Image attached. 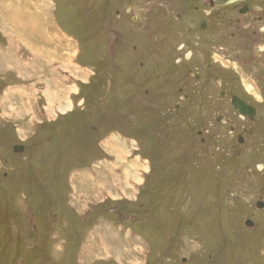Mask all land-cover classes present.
Here are the masks:
<instances>
[{
    "label": "rangeland",
    "instance_id": "rangeland-1",
    "mask_svg": "<svg viewBox=\"0 0 264 264\" xmlns=\"http://www.w3.org/2000/svg\"><path fill=\"white\" fill-rule=\"evenodd\" d=\"M145 1L0 0V264H264V203L256 209L243 145L231 147L226 126L216 125V152L210 137L198 148L199 122L194 129L186 117L192 102H179L183 116L169 113L172 102L156 99L172 77L136 58L126 31L162 16ZM188 1L193 10L209 4ZM202 15L183 21L196 27ZM215 33L225 34H207ZM188 35L183 27L171 47ZM187 50L194 46L170 55ZM195 52L186 64L193 71L219 58ZM243 77L235 81L254 85ZM57 80L62 98L47 102Z\"/></svg>",
    "mask_w": 264,
    "mask_h": 264
},
{
    "label": "flooded vegetation",
    "instance_id": "flooded-vegetation-1",
    "mask_svg": "<svg viewBox=\"0 0 264 264\" xmlns=\"http://www.w3.org/2000/svg\"><path fill=\"white\" fill-rule=\"evenodd\" d=\"M120 1L122 0H118ZM197 1L203 2V0H195ZM112 2L114 4L115 0ZM175 2L176 0H161V2L148 0L142 4L144 8L148 6L155 10L159 9L162 16H157V19H148L142 27L135 29L133 34L130 30L126 31L130 39L135 42L132 48L136 51V58H143L146 63L151 61L159 65L156 68L166 71L172 77L166 93L160 94L161 97L156 99L158 102H172L167 104L169 113L183 116L179 102H184L183 106L187 102H192V113L186 117H189L190 126L194 129L197 121L199 122L195 134L198 139V144L195 142V145L198 148L199 144H205L206 137H210L214 143L213 152H216V141L213 138H220L215 129L216 125L226 126L233 140L231 147L243 145V158L246 160L244 171L254 173L256 176L259 196L255 200L256 209L261 210L264 203V108H261L264 106V0H209L206 10L203 9V4L195 5L193 10L188 0H177V6ZM127 4L132 6L130 3ZM129 5L125 6L124 11H130ZM194 11L203 14L196 27L190 21H183L185 16L192 15ZM137 15H132V20L135 22H139ZM119 17L118 9L114 8L111 35L116 46L119 45V20L115 22V18ZM168 18L171 20L169 21ZM183 27L190 32L191 36H186L185 40L178 42L176 47H171L178 40L177 36ZM213 30L215 32L223 30L225 34H207ZM194 32L195 35H193ZM205 38H207L206 41ZM217 43H222L219 49L215 48ZM193 46L194 52L187 50V55L184 57L183 53L176 57L170 55L171 50H185ZM195 49L206 51L208 57L209 55L212 57L211 51L215 50L219 58L206 63L202 62L201 66H194L195 71H193L187 68L191 66L186 64L194 62L197 55ZM243 49L249 53L248 64L243 60ZM250 57L260 58L259 68L249 65L252 63ZM222 61L227 63L223 64ZM141 63L138 62L139 68L145 66ZM214 66L222 68L228 74L217 70ZM259 69L262 72L261 80L258 76ZM176 74L179 76L184 74V79L177 78ZM231 74L232 76H229ZM239 75H244L243 79L249 77L254 85L249 84V88L236 82L235 79ZM242 86L250 94L246 95L244 90L242 93L240 90ZM239 102H243L245 107L243 112L237 108ZM157 108L164 109V105ZM235 118L239 121L232 123ZM208 125H211V129ZM168 129L172 134V127L168 126ZM217 148L220 149L219 142ZM192 153L193 156V150ZM205 155L211 162L214 161L215 157L210 158L207 151ZM231 157L239 160L238 156ZM245 221L247 227L253 226L251 218Z\"/></svg>",
    "mask_w": 264,
    "mask_h": 264
},
{
    "label": "bare ground",
    "instance_id": "bare-ground-1",
    "mask_svg": "<svg viewBox=\"0 0 264 264\" xmlns=\"http://www.w3.org/2000/svg\"><path fill=\"white\" fill-rule=\"evenodd\" d=\"M30 29V28H29ZM33 32V31H32ZM79 61V60H78ZM55 81V80H54ZM52 82V81H51ZM60 85H61V83H60V81H56V84H55V86H54V88H49V89H47L46 90V92H45V96H46V99H47V102H52L53 101V99H56L57 98V96L59 95L60 96V91L61 92H63V90H64V88L63 87H60ZM47 86H48V84H47ZM9 90V89H8ZM65 92V91H64ZM27 94H29V93H27ZM16 95V94H15ZM11 96V95H10ZM62 96H63V94H62ZM61 97V96H60ZM62 98V97H61ZM65 99V98H64ZM57 100V99H56ZM27 101V100H26ZM30 102V101H29ZM54 102V101H53ZM64 102V101H63ZM66 102V101H65ZM4 103V102H3ZM50 105H51V103H50ZM26 107V106H25ZM26 110V109H25ZM6 111V110H5ZM35 113V112H34ZM118 141V140H117ZM120 142V141H119ZM104 143V142H103ZM115 143H117L116 142V140H115ZM102 144V143H101ZM106 145H107V147L109 146V149H111V150H113L114 151V153H115V155H114V157H116L117 159H119V154H118V152H116V150H115V147H114V143H110L109 144V141L108 142H106ZM128 147V146H127ZM127 151V150H126ZM129 151V150H128ZM110 153V152H109ZM128 154V153H127ZM113 155V154H112ZM120 156H121V154H120ZM123 161V160H122ZM109 162V161H108ZM128 162V161H127ZM134 162V161H133ZM104 163V162H103ZM132 163V162H131ZM106 164H109V163H106ZM124 164V163H123ZM126 164V163H125ZM133 164V163H132ZM143 164V163H142ZM128 165V164H127ZM141 166V165H140ZM130 167V166H129ZM137 167V166H136ZM144 167V166H143ZM103 168H105V167H103ZM109 168H110V166H109ZM108 168V169H109ZM141 168V167H140ZM107 169V168H106ZM131 170H133V169H131ZM143 172V171H142ZM132 175V174H131ZM133 176V175H132ZM136 176V175H135ZM135 176H133V177H135ZM119 178V177H118ZM118 178H117V180H118ZM132 178V177H131ZM136 178V177H135ZM130 179V178H129ZM137 179H139V178H137ZM123 180V179H122ZM130 182V181H129ZM131 183V182H130ZM134 183V182H133ZM128 185V184H127ZM132 190H134V189H132ZM133 199V198H132ZM79 201V200H78ZM126 206V205H125ZM122 208V207H121ZM121 213V212H120ZM126 215V214H125ZM124 215V216H125ZM110 217V216H109ZM167 217V216H166ZM111 218V217H110ZM114 219V218H113ZM114 220H117V219H114ZM130 224H132V223H130ZM98 240V239H97ZM162 240V239H161ZM62 241V240H61ZM104 248V247H103ZM126 249V248H125Z\"/></svg>",
    "mask_w": 264,
    "mask_h": 264
},
{
    "label": "water",
    "instance_id": "water-1",
    "mask_svg": "<svg viewBox=\"0 0 264 264\" xmlns=\"http://www.w3.org/2000/svg\"><path fill=\"white\" fill-rule=\"evenodd\" d=\"M237 108L239 111L243 112V108H245L243 107V102H239V104H237Z\"/></svg>",
    "mask_w": 264,
    "mask_h": 264
},
{
    "label": "crops",
    "instance_id": "crops-1",
    "mask_svg": "<svg viewBox=\"0 0 264 264\" xmlns=\"http://www.w3.org/2000/svg\"><path fill=\"white\" fill-rule=\"evenodd\" d=\"M49 37H48V40L51 41L53 38H52V35L50 36V34H48ZM45 41H48L47 39H44ZM71 57V56H70ZM70 63V62H69ZM74 63V61L72 60L71 64ZM63 64V63H62ZM77 65V63L75 64ZM81 66V65H80ZM82 67V66H81Z\"/></svg>",
    "mask_w": 264,
    "mask_h": 264
}]
</instances>
